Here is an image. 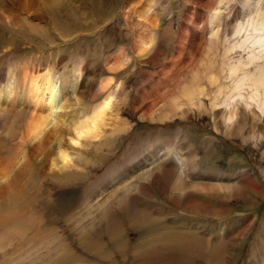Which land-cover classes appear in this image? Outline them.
<instances>
[{
	"label": "rangeland",
	"instance_id": "rangeland-1",
	"mask_svg": "<svg viewBox=\"0 0 264 264\" xmlns=\"http://www.w3.org/2000/svg\"><path fill=\"white\" fill-rule=\"evenodd\" d=\"M1 2L9 13L0 17V90L13 72L38 80L49 71L60 79L76 68L67 84L77 86L70 89L72 113L102 102L112 89L116 95L101 124L105 133L75 146L78 163L62 169L53 160L52 171L23 157L25 120L17 118L15 132L6 134L11 116L0 111L2 166L24 187L14 209L0 205V264H264V112L262 91L251 84L264 55L247 41L238 44L251 31L243 25L247 18L264 15V0H71L52 10L57 13L42 4L20 9ZM181 48L194 62L183 72L201 75L193 105L179 93L182 77L162 74L182 57ZM116 57L113 75L108 65ZM206 64L215 76L211 85L202 78ZM102 78H112L106 91L98 90ZM157 80L162 87L146 95ZM163 91L171 96L161 99ZM171 99L181 107L173 108ZM240 115L243 126L230 128ZM61 146L72 151L66 139ZM105 148L117 154L113 160ZM187 153L192 167L181 168L178 158ZM176 183L183 187L173 189ZM7 210L14 211L6 217ZM134 211L151 219L148 233L129 226ZM107 217L121 231L113 237ZM28 222L40 233L33 235ZM151 235L158 239L140 251Z\"/></svg>",
	"mask_w": 264,
	"mask_h": 264
},
{
	"label": "bare ground",
	"instance_id": "bare-ground-1",
	"mask_svg": "<svg viewBox=\"0 0 264 264\" xmlns=\"http://www.w3.org/2000/svg\"><path fill=\"white\" fill-rule=\"evenodd\" d=\"M1 1L2 0H0V17L4 18V17H7V14L9 13V12L7 13V11H9V10L6 8L5 4ZM10 1L14 2V4L17 7H19L20 9H31V7H36L37 5H38L37 8L40 9L41 5H39V4H42V6L44 7V10H46L49 13L50 12L57 13L56 10L55 11H52V10L60 9L61 7H64L66 5L71 4V0H68V2H66L65 0H41V1H39V0H10ZM84 1H86V0H84ZM69 2H70V4H66ZM225 2H226V0H221L220 5H222V4L224 5ZM66 8H67V6H66ZM31 11H33V10H31ZM36 12H38V10ZM13 16L15 17V15H13ZM248 18L243 23V25H246V27L249 28L251 31L245 32L246 34H244V36L245 35L246 36H245L244 40L240 41L238 44L240 45L242 42L247 41L250 44L249 45L250 47L257 48L259 50V52H261L264 55V15L259 13V11H257L256 15H254V18H252V17L249 19ZM1 20L3 21V19H1ZM187 23H188L187 25L194 24V22L192 20H187ZM238 26H241V25H238ZM238 26L236 28H238ZM191 27L194 28V25ZM194 30H195V28H194ZM182 31H186V29L184 28L182 30V28H181L180 33H182ZM151 41H152V39L150 40V43H152ZM192 41H194L193 38H191L190 42H192ZM182 44H183V46H186V43L185 44L182 43ZM137 47H139V46H137ZM147 49H149V48H147ZM181 51L182 52L179 55L182 57L176 58L177 57L176 56L175 57L176 60H174V62L169 61L170 60L169 59L168 60L169 62L167 64L168 66L162 70V74H164L166 76L165 78L167 80L170 77H173V79L175 78V80L177 81L178 79H180V77H182L179 81H177L178 83L176 85L178 86V90H179L180 95L183 98H185V104H192L193 103L192 102L193 101L192 96L194 94H196L197 92H201L203 89V87H199V85H198L199 84L198 78L201 77V75L199 73H193L190 76H188V74L183 72V69L186 66L191 65L194 62L193 61L187 62L186 59L183 58V55L186 53V50L181 48ZM173 56H174V54H173ZM191 58H193L192 52H191ZM114 59H115L114 62L111 63L110 65H108V68H109L108 70L111 71L113 75L115 74V72L120 67V64H119L120 60H118L119 57L118 58L116 57ZM249 59L253 60L254 58L249 57ZM205 66H206V68H205V70H203L205 72L203 74L204 76L202 75V78L205 77V79L208 80L207 84L211 85V84H213V79H215V76L213 78L212 74H209L210 73V67L212 69V66L209 64L208 65L206 64ZM258 68L259 69H258L257 76H256V78L253 79V82H251V84L256 85V87L260 88L262 91V102H259L258 106H260V108L263 109V112H264V65H262L261 67H258ZM229 69H230L229 73L231 74L233 69L232 68H229ZM74 70H76V68L73 69L72 75H71V72H70V74L68 73L66 75H61L60 79L54 78V76L50 75L49 71H46L41 75L40 79H38V80L36 78H34L33 76H27V74H20L18 72L17 73L13 72L10 74V79H7V80L5 79L4 86L1 87V90H0V111H1V113L2 112L3 113L8 112L11 116V121H9L5 133L6 134H10V133L13 134L15 132V129H13L14 125L12 122H14L17 118H21V119L25 120V123L22 124V134H23V140L27 141V151L25 152L23 157H25L27 155L32 156L37 161L38 166L42 170H46V169H49L47 171L54 170L55 166L53 167V165H56V163L54 164L53 160H59L60 161L59 168H62V169H64L65 166H70L72 164L78 163V160L76 159L77 154L72 153L75 150L74 149L75 146L84 147L86 142H88V141L90 142V141L94 140L95 137H97L99 134L105 133L101 124H102V121L104 120V115H106L107 110H110L111 107L114 105L113 101H115L114 99H115V95H116L115 92L116 91L112 89L111 91H108L109 93L102 100V102L95 103L91 107H87L86 111H84L83 108H77L76 110H78V111H76L75 113L74 112L72 113L73 108L70 105V94H71L70 89L73 88L74 85L72 84L71 86H69L67 84H68V80L70 81L71 77L74 76ZM206 70H208V71H206ZM75 75H76V73H75ZM112 78H102L99 82L98 90L99 89L104 90V91L108 90L107 88L110 87V85H111L110 82H111ZM244 78L245 77L243 76L238 81L243 82ZM176 81L173 83H176ZM163 82L161 83V82H159V80H157L153 85H150L149 89H147L146 95H149L151 93H155V92H153V90L158 91V89H160L162 87V86H160V84H163ZM238 86H239V83H237L235 87H238ZM76 87H74L72 90H75ZM67 88H69V89H67ZM164 91H163V94L159 92L160 96H161V97L160 96L159 97L161 99H162V97L163 98H165V97L169 98L171 96V93L170 92H164ZM172 91H174V90H172ZM61 97H63V99L60 102ZM225 98L229 99L230 95H227ZM240 98H241V96H240ZM249 99L253 100L255 98H253V96H250ZM197 101H198V99H197ZM247 101H248V97H247ZM177 102L178 101H176L175 99H171V103H172L173 108L181 107L180 104ZM129 103H130V105H132V106H130V109L133 111L134 110L133 105L135 104V102L131 101ZM194 105H196L198 108L202 104L197 102L196 104L194 103ZM169 106H168V108H169ZM17 109H20L19 114L17 113ZM68 109L70 112L68 111ZM230 109H231V107H229L228 110H230ZM148 111H149L148 109H145L143 111V115H145L143 117L148 116V114H149ZM169 111L171 112V110H169ZM169 111H166V113ZM83 113L86 116L84 118H81L82 117L81 115H83ZM231 114L233 115V113H231ZM130 116H131V114H130ZM165 116H166V114L160 115L158 118H159V120H162L163 118H165ZM240 116H239V119L236 121L235 124L230 125V128L233 129L236 125L243 126L244 121H245V117H244V115H240ZM226 119H227V122H229L232 120V117L229 118V116H228V118H226ZM122 125H123V123H122ZM59 128H62L60 133H56V131ZM262 128H263L262 132L264 133V125H262ZM106 135L107 134H104L103 137H106ZM52 138H54V140H52ZM64 139H66L69 142L70 149L72 151H68V150H65L62 148L61 144H62ZM0 143H2V138H0ZM101 145L103 146L104 143H102ZM117 146H119V145H117ZM105 150H106L107 154L111 153L109 155L108 159H110L111 157H113V158L110 160H113L114 157L117 155L114 153V151L117 150V147L114 151H112L108 148H105ZM120 150H121V148L119 149V151ZM1 154H2V151H1V147H0V175H2L3 177L5 176V178L3 180L0 179V203H1L0 205H4L6 203L5 204L6 209H8L9 206H10L9 209H14L12 204H16L17 200L21 199L22 192L24 191V187L22 185H20V187L17 186L15 177L11 174L6 173L4 167L2 166ZM97 155L98 154L95 151H93V156L97 157ZM189 155H190V153H187L183 157L178 158V160H179L178 162H179V165L181 166V168L182 167L188 168L189 165L192 167V157H190ZM55 158H57V159H55ZM114 162H116V161H114ZM104 164H106V163H104ZM26 165H28V164H26ZM82 167H83V165H82ZM23 168H24V166H23ZM23 168L21 169V171H23ZM158 168L160 171L166 170L163 166L158 167ZM153 170L154 169L150 170L148 174L152 175L154 173ZM75 172H76V170H75ZM154 175H156V174H153L152 176L154 177ZM181 180H183V179H181ZM176 184L177 185L173 186V189H177L178 186L181 188L183 187V185L180 186V183L179 184L176 183ZM142 186L140 187L141 190L144 189V187H142ZM122 187H123V185H122ZM38 189L39 188L36 187L35 190H38ZM126 195H127V193H126ZM26 206H27V204L23 201L22 207H26ZM13 211L14 210H7L6 217L11 215L13 213ZM109 213H111V212H109ZM144 215L145 214L141 213V211H140V214L136 213V211H134L133 213H129V215H128L129 226H131L132 228H134V226L139 227L140 229L144 230L145 233H148L149 227H150L149 225L152 222L148 216H146V215L144 216ZM107 216H108V214H107ZM117 223L118 222L114 218H112V220H111V219H108V217H107V228L105 230L109 236L111 235L113 237L115 233L120 231ZM28 227L34 228V231L32 233L33 235H34V233L35 234L40 233V231H38V227L34 226L32 222L31 223L28 222ZM42 234H44V233H42ZM156 238L158 239V237L153 236V235L148 236L147 238H143L142 243H141L142 245H140V251H141V249H143V250L147 249L145 246H147L148 241L149 240L154 241ZM144 240H145V242H144ZM217 248L218 247L214 248V246H213L212 250H214V252H216L215 249H217Z\"/></svg>",
	"mask_w": 264,
	"mask_h": 264
}]
</instances>
